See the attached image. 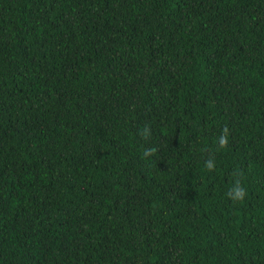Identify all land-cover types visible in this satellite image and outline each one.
<instances>
[{"label":"trees","instance_id":"trees-1","mask_svg":"<svg viewBox=\"0 0 264 264\" xmlns=\"http://www.w3.org/2000/svg\"><path fill=\"white\" fill-rule=\"evenodd\" d=\"M0 264H264V0H0Z\"/></svg>","mask_w":264,"mask_h":264},{"label":"clouds","instance_id":"clouds-1","mask_svg":"<svg viewBox=\"0 0 264 264\" xmlns=\"http://www.w3.org/2000/svg\"><path fill=\"white\" fill-rule=\"evenodd\" d=\"M226 131H227V129H225V132H226ZM226 143H227L226 137H224V136L222 135V137H221V139H220V144H221V146H222V147L225 146ZM206 166L209 167V168L212 167V165H211L210 163H207V162H206ZM234 191H235V196H236V197H241V196H242L243 189H241V188H236V189H234Z\"/></svg>","mask_w":264,"mask_h":264}]
</instances>
